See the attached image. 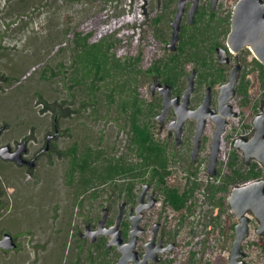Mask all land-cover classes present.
I'll use <instances>...</instances> for the list:
<instances>
[{"label":"rangeland","instance_id":"374dc122","mask_svg":"<svg viewBox=\"0 0 264 264\" xmlns=\"http://www.w3.org/2000/svg\"><path fill=\"white\" fill-rule=\"evenodd\" d=\"M16 1L0 0V75L10 77L7 83L0 78V127L5 126L0 142L15 147L28 138L34 141L30 146L35 148L43 143L55 117L60 116L58 123L62 133L55 141L58 148L67 147L74 140L97 144L103 134L102 144L109 151L124 150L128 134L123 130L125 118L118 114L114 105L109 106L105 102V94L99 93L100 99L95 106H86L83 104L87 99L85 89L70 88V80L63 74L49 77L52 71L45 74L44 69L59 72L64 68L59 66L63 62L71 71L74 30L91 33V41L110 36L115 40L113 51L117 56L138 57L139 68L147 70L140 74L138 80L135 64L131 61L127 64L130 93L135 94L138 86L141 96L149 100L150 85L155 78L161 77L154 70L147 73L161 59L159 64L166 69L172 52L168 46L172 39L171 22L179 0H29L21 12L14 9ZM237 1L219 0L214 10L218 14H232ZM191 4L192 0L186 1L178 43L183 28L190 32L193 30L188 22ZM203 5H211V0H200L198 9ZM98 14L100 30L85 27ZM16 17L22 27L14 29L17 25H11L5 32L6 22ZM124 21L122 28L116 29ZM65 29L68 32L61 33ZM134 31L138 34L127 35ZM55 33L59 36L53 37ZM131 39H134L133 44ZM151 45H155L156 50L148 57L146 49ZM182 65L186 71L194 63L187 61ZM40 97L52 107L43 110L45 103L40 102ZM67 105L78 111L62 116L61 112ZM132 110L131 103L128 111ZM253 117L254 114L250 115L248 110L240 117L230 118L228 137L232 138H226L223 143L219 169H224L228 155L234 149L231 139L253 135ZM247 120L251 127L244 126ZM229 140L231 143H227ZM54 150L40 158L34 167L0 158V175L5 188L4 207L0 210V237L9 231L17 236L18 242L15 249L0 248V264H68L74 255L72 250L76 252L77 244L81 242L75 232L76 225H81L84 230L86 219L98 220L97 215H103L109 191H103L97 199L89 197L82 206L72 205V188L66 182L69 162L67 158L57 156ZM238 152L244 167L254 160L245 161L243 152ZM213 180L211 174H202V188L196 192L194 211L186 217H183V212L165 205L162 194L155 207L145 210L143 224H151V229L155 220H164L169 231L175 233L178 247L168 254L174 258L172 264H189L193 252L196 264L229 262L235 238V230L230 226L238 222V218L231 211L227 196L224 199L226 211L219 221L213 219L216 202L210 201L206 188ZM169 181L184 185L186 179L174 177ZM248 214L251 218L250 232L242 243L245 264H264V253L256 243L260 238L257 232L260 222L251 211ZM148 233L144 234V239ZM81 243L87 245L86 242Z\"/></svg>","mask_w":264,"mask_h":264},{"label":"trees","instance_id":"16d2710c","mask_svg":"<svg viewBox=\"0 0 264 264\" xmlns=\"http://www.w3.org/2000/svg\"><path fill=\"white\" fill-rule=\"evenodd\" d=\"M28 2L29 0H17L14 3V9L21 12ZM196 14L195 21L191 25L193 30L190 32L185 27L181 32L180 43L182 47L180 55L170 57L166 62V69L160 66L161 59L158 64L148 70L147 74L153 73L154 70L161 78L170 80L181 64L182 60L178 61L179 59H194L203 67L210 65L209 57L203 54L204 51L200 45L204 42H214V14L218 13L212 9L211 5H203ZM158 19H156V23H158ZM6 23L5 32L9 30L11 25H17L14 29L22 27V25H19L17 17ZM124 24L125 21L116 29L122 28ZM85 25L88 28L96 27L99 31L101 27L100 14L94 16L90 23L87 22ZM128 26L130 27L131 23ZM66 32H68V29L61 33L65 34ZM136 33L138 34L137 31H134L127 35L133 34L134 36ZM55 36H59V34L55 33L53 37ZM91 36V33L74 30V36L71 40L74 50V62L71 65V71H68L66 65L61 62L59 66L64 68L59 69V72L51 68H45L44 72L47 74V71L51 70L52 73L48 75L49 77L61 73L64 78L70 80V88L80 87L85 89L87 99L83 101V104L86 106H95L100 99L99 93H104L105 102L109 106L114 105L118 114L125 118L123 124L125 129L123 130H127L128 134L125 149L118 150V152L109 151L102 144L103 134L100 135L97 144L92 142L80 143L74 140L69 146L58 148L54 142V152L61 158H67L69 162L66 171V182L73 191L72 205L82 206L86 197L97 199L103 191H109L108 198L113 197L114 202L124 197H129L131 201H135L141 183L155 179L163 195L165 205L183 212V217L192 214L196 205V192L202 188V183L194 180L193 184L187 182L184 188L180 185L172 186L167 183L165 175L170 172L168 169L170 162L167 156V148L163 140L158 139L154 132L153 122L158 111L157 105H152L148 99L143 98L138 86L137 90L135 89V94L132 95L129 91L131 86L128 82L130 77L127 72L129 61L135 64L134 66L138 71V80L140 74L145 73L147 70L142 71L139 68L138 57L125 56L122 58L117 56L113 51L115 44L113 37L106 36L97 41H91ZM133 43L134 39H131V44ZM150 52L146 49L148 57L151 56ZM120 70L121 76L119 75ZM0 78L6 83L10 81V77L5 74H1ZM40 102L45 103L43 110L52 107H49L46 100L41 97ZM131 103L133 110L129 112L128 107ZM258 105V97L254 100L248 98L245 94L242 101V115L248 110H250V115H253L258 111ZM66 107V110L61 112L62 116H70L78 111L77 108H72L69 105ZM57 118L59 119L60 116H57ZM244 126L251 127L252 125L247 120L244 122ZM66 131L68 132L69 129L67 128ZM243 165L244 162L238 150L236 148L232 149L225 162L224 169H219L218 175L206 186L210 201L216 202V209L213 213V219L216 221H219L226 211L224 199L227 198L234 185L263 175L262 167L258 161H251L247 167ZM219 193L222 194L217 196ZM4 194L5 188L0 175V210L4 207L2 201ZM99 217L100 215H97V218ZM113 221L111 219V222ZM235 224L236 222H233L230 226L233 231ZM126 234L127 230H125ZM256 243L264 253V234L260 235ZM105 244L104 242L103 245L98 243L95 246L92 244L85 246L81 242L78 243L79 250H76L72 258L68 260V264H114L113 251ZM85 247H87L86 250ZM194 256L195 252L191 255L189 264H196L197 261ZM173 261L174 259H171L168 264L173 263Z\"/></svg>","mask_w":264,"mask_h":264},{"label":"flooded vegetation","instance_id":"af4514ba","mask_svg":"<svg viewBox=\"0 0 264 264\" xmlns=\"http://www.w3.org/2000/svg\"><path fill=\"white\" fill-rule=\"evenodd\" d=\"M232 18L233 14H214V42H204L200 45L202 50L204 51L203 54L209 57V66L203 67L194 59H179L178 61L182 60L180 62L181 64L177 67V70H175V73L171 77V79H159L163 85V88L166 86V83L170 85L171 97H182L188 85V77L190 73L194 69L196 70L194 89L190 95L189 107L193 109H199L201 113L208 112L210 114V116L207 118L206 125L200 136L197 147L195 141L197 119L188 117L184 121L181 131L179 132L175 123V120L177 119V112L174 104H172L165 117L160 122L156 117L157 114L162 112V109L165 106V94L161 93V88L159 86H155L153 88L152 84L150 85L151 97L148 101L152 105H157L158 109L153 122L154 132L156 137L163 140L164 144L166 145L167 156L170 162V165L168 167L170 172L165 175V178L167 179V183L169 185H180L184 188L187 185V182L193 184V181L197 180L199 183H201L200 179L204 172H206L207 174H211L208 171V168L212 153V143L215 137L216 130L219 126V121L222 117H224L225 112L234 110L238 111L237 116L229 115L225 117L227 123L225 126V130L221 135L223 148V143L225 142L226 138H232L228 137V126L230 124V118L242 116V101L245 97V94H247L248 98H252L254 100H256L258 97L259 109L254 113V117L257 113L264 110V64L257 59L255 54L248 46L242 47L237 51H234L230 48L228 44V34L231 31ZM193 23L191 24L193 25ZM168 46L170 47V45ZM181 47L182 45L180 42L175 45V48L170 47L172 49V52L169 53V56H179ZM147 50L151 51L150 55H152L156 50V46H148ZM220 51L224 52L222 53L223 55H220ZM221 57H223V60H221ZM187 61L193 62L194 65L191 69H186L185 71L183 69L182 63ZM233 72H236L237 77L234 87L230 88L229 83ZM232 90H234L235 93L232 94L231 98L224 99L226 95L231 94ZM206 95H209L210 98V104L207 107L203 105ZM56 132L57 134L49 139V136ZM61 133L62 131L58 123V118L55 117L53 127L45 134L44 141L41 145L33 148L30 146V143L34 142L32 139L24 138L22 140H26L28 146L25 157L29 159L36 158L37 162L44 155L49 154L55 149L54 142L61 136ZM241 136H245L248 138L251 137L247 135ZM235 139L236 138L231 139V141L233 140V145ZM231 141L229 140L227 141V143H231ZM19 143L20 142H18L17 145H15V147L13 148H18ZM48 144L49 147L47 148ZM1 145L3 144L0 142V146ZM219 163L220 157L216 165L218 172ZM21 166L29 165L23 164ZM211 176L212 178L215 177L212 174ZM174 177H184L186 179L185 184L181 185L180 183H170L169 180ZM145 183H148L150 187L145 193L144 202H149L151 193H154L157 197V201L155 202V204L150 207L153 208L159 202V196L161 194L157 181L155 179L153 181L147 180L141 183L140 188L137 190L138 195L135 201H131L129 197L120 198L115 202L113 200V197H109L104 201L103 215L105 213V210L107 209L108 218L106 225L108 226L112 225L116 221L120 213V209L123 208V216L120 222V229L126 241L129 240L130 229L132 227V219L130 217V213L139 204L140 194ZM88 198L89 197H86L84 201H86ZM150 208H146L145 210ZM145 210L141 220L143 231L139 234L136 244V250L139 252V261L143 264H168L171 259H174L169 257L168 254L171 251L174 252L178 247L175 233L169 231L164 220H155L151 226V229V224H143ZM103 215L99 217L98 220H93L92 218L86 219V226L84 230H82L81 225H76L75 232L81 242H86L87 244H92L93 246L98 243L103 245V243L105 242V245L113 251L112 256L115 260L114 264H117L123 253L118 249L116 245H108L110 236L106 234H98L95 237V240H92L90 236H86V227L90 225V230H97L99 220L103 217ZM113 218L114 221L111 222V219ZM157 223H159V226L156 229L155 226ZM125 230H127L126 235ZM149 231L150 233H148ZM146 233H148V236L146 239H144L143 237ZM171 245L172 248L170 249ZM86 249L87 247H85V250ZM77 250H79V247H77ZM72 252L75 253V250H72ZM130 263L138 264L136 260H131Z\"/></svg>","mask_w":264,"mask_h":264},{"label":"water","instance_id":"95a60500","mask_svg":"<svg viewBox=\"0 0 264 264\" xmlns=\"http://www.w3.org/2000/svg\"><path fill=\"white\" fill-rule=\"evenodd\" d=\"M187 0H179L177 3V10L175 12L174 19L171 24L173 27L172 39L170 47L175 48V45L180 40L181 21L185 11V4ZM200 0H192L191 7L189 9V20L191 24L195 20L198 5ZM219 0H211V7L214 9ZM232 27L228 34V44L234 51L239 50L242 47L248 46L255 54L257 59L264 64V0H238L233 9ZM223 51H220V55H223ZM223 60V57H221ZM196 70L194 69L188 77V85L182 97H171L170 85L166 83L163 88L159 79L155 78L152 83V87L159 86L161 93H164L165 106L162 112L157 114V119L161 122L168 112L170 106L174 104L177 112V119L175 120L178 131H181L184 121L188 117L197 119V131L195 134L196 147L199 143L200 136L204 130L207 122V118L210 116L208 112L201 113L199 109H193L189 107L190 95L194 89ZM236 72H233L230 80V88H233L236 82ZM232 90L230 95H226L224 99L231 98L234 94ZM210 104L209 95H206L204 104L206 107ZM237 116L238 111L225 112L224 117L219 121V126L216 130L215 137L212 143V153L210 157V164L208 171L212 175H217L216 168L218 159L222 149L221 135L225 130L227 123L226 116ZM254 134L248 138L245 136H239L235 139L234 148L241 150L244 155L245 161L256 160L263 169V175L238 183L234 185L228 195V201L231 211L238 218V222L235 224V238L231 247V254L228 264H245V251L242 248V243L250 232V216L251 211L258 219L259 226L257 227L258 234H264V110L257 113L253 119ZM5 130V126L0 127V136ZM57 134L54 133L49 136V139ZM49 147V144L47 148ZM28 149L27 141H21L18 148L14 149L11 144H3L0 146V157L3 159L13 160L18 165L28 164L30 167L36 165V158H26L25 153ZM150 185L145 183L143 190L140 194V202L137 207L131 211L130 217L132 219V227L130 229L129 240H125L120 229V222L123 216V208L120 209V213L116 221L108 226L106 225L108 218V211L105 210L103 217L99 220L98 229L90 230V225L86 227V236H90L92 240L98 234H106L110 236L108 242L109 246L116 245L118 249L123 253L117 264H131V260H136L138 264H143L139 261V252L136 250V244L139 234L143 231L141 220L146 208L152 207L157 201V197L154 193H151L149 202H144L145 193ZM159 223L156 224L157 229ZM18 247V242L14 234L9 231H5L0 237V248L8 250ZM172 245L170 246V249Z\"/></svg>","mask_w":264,"mask_h":264},{"label":"built area","instance_id":"2783aa9c","mask_svg":"<svg viewBox=\"0 0 264 264\" xmlns=\"http://www.w3.org/2000/svg\"><path fill=\"white\" fill-rule=\"evenodd\" d=\"M127 137V136H126ZM127 139H125V142H126Z\"/></svg>","mask_w":264,"mask_h":264}]
</instances>
